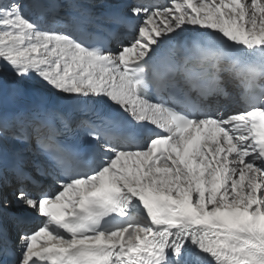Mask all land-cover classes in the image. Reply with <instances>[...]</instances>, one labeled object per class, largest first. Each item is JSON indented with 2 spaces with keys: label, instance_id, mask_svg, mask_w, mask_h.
<instances>
[{
  "label": "snow or ice",
  "instance_id": "6c2138e0",
  "mask_svg": "<svg viewBox=\"0 0 264 264\" xmlns=\"http://www.w3.org/2000/svg\"><path fill=\"white\" fill-rule=\"evenodd\" d=\"M0 264H264V0H0Z\"/></svg>",
  "mask_w": 264,
  "mask_h": 264
},
{
  "label": "bare ground",
  "instance_id": "6f19581e",
  "mask_svg": "<svg viewBox=\"0 0 264 264\" xmlns=\"http://www.w3.org/2000/svg\"><path fill=\"white\" fill-rule=\"evenodd\" d=\"M98 2L105 3V4H108V5H113V6L119 5V0H101V1H98ZM36 219L38 220L39 218H36Z\"/></svg>",
  "mask_w": 264,
  "mask_h": 264
},
{
  "label": "rangeland",
  "instance_id": "374dc122",
  "mask_svg": "<svg viewBox=\"0 0 264 264\" xmlns=\"http://www.w3.org/2000/svg\"><path fill=\"white\" fill-rule=\"evenodd\" d=\"M98 1H101V0H98Z\"/></svg>",
  "mask_w": 264,
  "mask_h": 264
}]
</instances>
